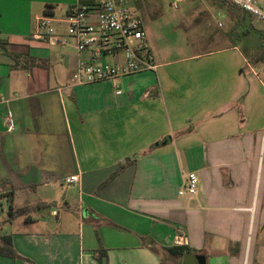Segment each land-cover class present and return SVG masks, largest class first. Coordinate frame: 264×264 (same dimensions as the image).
I'll return each instance as SVG.
<instances>
[{
    "label": "crops",
    "instance_id": "obj_1",
    "mask_svg": "<svg viewBox=\"0 0 264 264\" xmlns=\"http://www.w3.org/2000/svg\"><path fill=\"white\" fill-rule=\"evenodd\" d=\"M75 1L0 0V93L10 100L1 112L15 127L7 133L0 122V213L41 206L0 219V239L19 256L0 255V264H264L259 30L232 40L229 27L235 34L245 14L200 2L202 13L223 16L226 33H211L203 53L167 61L143 24L156 70L118 80L116 93L109 82L72 86L75 50L57 54L33 38L45 13L58 27ZM189 173L198 178L192 199L179 195ZM179 229L188 253L170 256Z\"/></svg>",
    "mask_w": 264,
    "mask_h": 264
},
{
    "label": "built area",
    "instance_id": "obj_2",
    "mask_svg": "<svg viewBox=\"0 0 264 264\" xmlns=\"http://www.w3.org/2000/svg\"><path fill=\"white\" fill-rule=\"evenodd\" d=\"M221 1L264 25V0ZM176 4L177 1L172 3L174 9ZM64 26L66 30L60 32L45 13L33 38L49 47L75 50L77 65L70 80L72 86L109 82L119 93L118 80L156 70L143 22L132 13L130 0H76L65 11ZM9 103L0 93V122L7 133L13 132L15 127L8 112H1V107ZM78 180V175H74L66 177L62 184L69 188ZM197 185V176L187 174L179 195L192 199ZM172 243L187 244L182 230L175 232Z\"/></svg>",
    "mask_w": 264,
    "mask_h": 264
},
{
    "label": "rangeland",
    "instance_id": "obj_3",
    "mask_svg": "<svg viewBox=\"0 0 264 264\" xmlns=\"http://www.w3.org/2000/svg\"><path fill=\"white\" fill-rule=\"evenodd\" d=\"M204 1L207 0H177V8L174 9L172 3L175 0H130V7L132 13L137 15L143 24L147 26L149 37L153 40L152 50L155 55L160 56L163 60L176 61L205 52V50H208L214 45L210 44L209 36L211 33H226L227 31V23L221 14L202 13L200 10V2ZM2 7H4V3H0V9ZM0 11H4V14L6 12L3 8ZM62 11L63 6L58 5L55 8L56 17H59ZM9 13L12 14L14 12L9 10ZM201 14L204 15L202 16ZM200 18H203L204 22L199 23ZM58 21L60 22L61 20L59 19ZM251 26H254L259 31H264L263 24L245 15L236 27L235 34H233L234 30L232 27H229L231 32L230 38L233 40L239 35L242 36L240 31L242 32L248 28L251 29ZM57 29L62 32L66 30L64 21L60 22ZM261 49L258 54L259 58L264 56V47ZM50 50L54 53L58 52L57 48L54 47H51ZM57 61L56 59H50L44 65V71L50 76L56 70ZM259 69L260 71L264 69V61L260 64ZM79 95H82L83 98L86 96L87 99L90 96L89 92L84 94L80 93ZM79 95H76V97ZM70 192L73 193L74 191ZM74 195H76L75 192ZM55 210L59 212L60 216L65 214V212L63 213L62 204H57ZM70 215L72 217L70 218L72 223L74 215ZM2 217H9V215L4 211V213H0V219ZM33 217L35 218L36 215Z\"/></svg>",
    "mask_w": 264,
    "mask_h": 264
},
{
    "label": "trees",
    "instance_id": "obj_4",
    "mask_svg": "<svg viewBox=\"0 0 264 264\" xmlns=\"http://www.w3.org/2000/svg\"><path fill=\"white\" fill-rule=\"evenodd\" d=\"M48 8L49 7H47V11L49 10ZM258 32L261 35L262 40L264 41V31H258ZM40 207L41 206L37 205L34 207L23 208V209H18V210H13L12 207H10L9 216L11 218L26 216L31 211H33L37 208H40ZM167 252L170 256H181L183 253H188L186 251V247H183V246L182 247L176 246V250H169ZM0 255L3 257L11 258L13 260H15L19 257L18 254L16 253V251L13 249L11 241L7 237L0 239Z\"/></svg>",
    "mask_w": 264,
    "mask_h": 264
},
{
    "label": "water",
    "instance_id": "obj_5",
    "mask_svg": "<svg viewBox=\"0 0 264 264\" xmlns=\"http://www.w3.org/2000/svg\"><path fill=\"white\" fill-rule=\"evenodd\" d=\"M165 143H167V140H164V141L161 142L160 144L163 145V144H165ZM191 264H203V263H202V260H201L200 258L194 257V258L192 259V263H191Z\"/></svg>",
    "mask_w": 264,
    "mask_h": 264
}]
</instances>
